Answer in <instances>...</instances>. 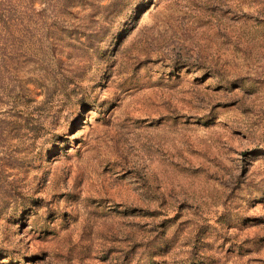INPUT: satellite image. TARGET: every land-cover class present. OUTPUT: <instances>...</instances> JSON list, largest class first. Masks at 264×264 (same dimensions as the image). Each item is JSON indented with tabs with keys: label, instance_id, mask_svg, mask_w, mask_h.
<instances>
[{
	"label": "rangeland",
	"instance_id": "374dc122",
	"mask_svg": "<svg viewBox=\"0 0 264 264\" xmlns=\"http://www.w3.org/2000/svg\"><path fill=\"white\" fill-rule=\"evenodd\" d=\"M69 3L0 101V264H264V0Z\"/></svg>",
	"mask_w": 264,
	"mask_h": 264
},
{
	"label": "trees",
	"instance_id": "16d2710c",
	"mask_svg": "<svg viewBox=\"0 0 264 264\" xmlns=\"http://www.w3.org/2000/svg\"><path fill=\"white\" fill-rule=\"evenodd\" d=\"M71 8L69 0H0V101L21 87V63L31 66L55 51Z\"/></svg>",
	"mask_w": 264,
	"mask_h": 264
}]
</instances>
